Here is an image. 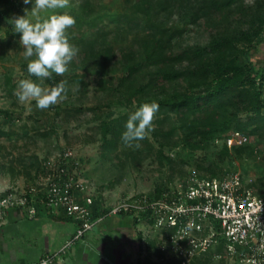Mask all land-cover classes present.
<instances>
[{"label":"trees","instance_id":"trees-1","mask_svg":"<svg viewBox=\"0 0 264 264\" xmlns=\"http://www.w3.org/2000/svg\"><path fill=\"white\" fill-rule=\"evenodd\" d=\"M94 6L90 0H80L69 10L76 18L68 29L69 39L78 53L68 70L90 66L88 71L98 75V90L118 97L129 107L117 116L101 119L104 154L128 145L126 154L142 151L148 155L153 144L150 136L161 148L176 131L190 145L221 138L230 130L250 136L264 132V70L248 58L243 63L236 62L240 54L246 57L256 49L254 39L264 28V18L258 16L252 5L245 0H123L121 11L108 17L111 23L95 20L93 14L98 11ZM11 12L21 14V2L0 0V23ZM243 24H248L247 29L241 28ZM195 29L208 30V41L182 44V35ZM22 63L27 69V62ZM83 77V73L70 74V80L81 84ZM60 80L62 74L53 73L51 78H45V83L52 87ZM4 84L12 94L15 83L10 74L5 75ZM136 97L156 100L160 107L154 113L150 135L147 132L144 139L125 144L121 133L129 113L137 107ZM135 101L136 106L130 107ZM82 110L80 106L67 107L65 114L74 115ZM38 134L46 135L44 131ZM246 145L229 149L221 143L219 154L240 155ZM160 148L155 151L159 153ZM16 160L20 168L1 162L0 169L10 177L23 175L25 179L38 174L41 165L36 156L27 164L23 163V156ZM210 173V177L219 175L216 168ZM159 196L157 190L154 197ZM93 213L96 216L101 212L95 206ZM157 239L148 240V256ZM170 252L158 264H184L176 252ZM218 253L220 263L224 264L228 255L222 244L195 256L190 264H206Z\"/></svg>","mask_w":264,"mask_h":264},{"label":"rangeland","instance_id":"rangeland-1","mask_svg":"<svg viewBox=\"0 0 264 264\" xmlns=\"http://www.w3.org/2000/svg\"><path fill=\"white\" fill-rule=\"evenodd\" d=\"M17 1L22 4V13L11 12L8 18L0 23V144L3 146L0 151V163L17 164L16 166L20 168L21 164L17 163L16 158L23 156V163L27 164L36 156L41 165L37 169L40 175L37 185L42 187L43 176L47 173L50 163L63 150L70 149L79 162L78 172L80 179L86 185V192L94 201L104 205L110 204L108 207L123 203L127 199L132 202L157 198L154 197L157 190L161 196L177 186H184L193 177L206 179L210 177L212 168L218 169L217 177L239 172L247 187L255 190L264 187V132L252 136L240 155L234 152L230 156L220 155V137L190 145L181 140V133L178 131L161 148L150 136L153 144L148 155L142 151H131L126 154L128 145H120L113 153L104 154L101 147L103 138L99 129L101 119L117 116L129 107L119 102L118 97L98 90V75L88 71L90 66L86 69L67 70L62 74L63 80L66 81V90L63 99L56 104L41 109L36 107L34 98L20 101L16 96L19 80L37 78L29 74L22 63L27 62V59L23 54V46L19 44L20 34L13 32L14 26L11 23L14 17L23 15L25 9H30L32 5L25 4L24 0ZM79 1L70 0L65 9L47 10V13L69 12ZM90 1L98 11L93 14L98 22L102 20L101 22L111 23L108 17L121 11L123 4V0ZM245 1L252 5L258 16L264 18V0ZM258 22L259 20L255 18V24L258 25ZM247 27L248 24H243L241 28L247 29ZM262 27L264 25H261ZM210 35L208 30H188L180 40L182 44H204ZM254 42L257 45L256 49H252L246 57L243 53L240 54L236 62L243 63L248 58L256 67L264 70V28L260 30ZM73 71L84 74L83 84L70 80ZM6 74H10L12 82L15 83L12 94L7 92L4 84ZM139 78L142 80V77ZM45 82L44 79L42 86L50 87ZM169 86H166L167 90ZM136 98L138 104L135 101L130 107L144 102L140 97ZM79 106L83 108L79 113L65 114V108ZM43 131L46 133L45 136L38 134ZM156 148H160L161 151L156 152ZM0 172L3 173L1 169ZM0 177L3 176L0 174ZM27 193L37 195L40 192L29 189ZM133 214L139 216L138 213ZM138 219L142 222L139 227L147 232L149 239L158 238L151 254L157 253L161 257L170 256L171 252L164 246L163 240L156 237L157 230H154L144 218ZM224 262V264H244L229 256H226ZM206 264H223V262L220 263L219 258L212 257Z\"/></svg>","mask_w":264,"mask_h":264},{"label":"built area","instance_id":"built-area-1","mask_svg":"<svg viewBox=\"0 0 264 264\" xmlns=\"http://www.w3.org/2000/svg\"><path fill=\"white\" fill-rule=\"evenodd\" d=\"M252 136L231 130L220 141L227 148L251 141ZM78 160L65 149L50 163L40 191V201L63 210L77 223L72 236L55 252L45 253L28 264H52L76 240L81 239L102 215H94V199L80 179ZM27 192L7 193L0 197V219L11 204L26 205ZM29 215L35 213L30 206ZM138 213V218L151 219L159 239L169 251L176 252L184 264L195 256L222 244L226 254L244 264H264V187L257 192L247 187L239 172L206 179L193 177L184 186L148 200L124 201L109 213ZM137 215V214H134ZM191 225V227H187ZM217 258L221 254H216Z\"/></svg>","mask_w":264,"mask_h":264},{"label":"crops","instance_id":"crops-1","mask_svg":"<svg viewBox=\"0 0 264 264\" xmlns=\"http://www.w3.org/2000/svg\"><path fill=\"white\" fill-rule=\"evenodd\" d=\"M0 197L20 195L29 189L41 191L39 174L32 179L10 177L0 172ZM34 175V172H33ZM40 194V193H39ZM39 194H28L26 205L11 204L0 219V264H28L43 254L57 251L74 233L77 223L63 210L40 201ZM102 219L81 239L73 242L52 264H158L160 254L148 256L149 237L141 220L128 212L109 213L108 204L94 202ZM35 208L30 216L28 209ZM125 215H128L126 217ZM145 233V234H144ZM154 250V249H152ZM153 252V251H152ZM167 257V256H165Z\"/></svg>","mask_w":264,"mask_h":264},{"label":"clouds","instance_id":"clouds-1","mask_svg":"<svg viewBox=\"0 0 264 264\" xmlns=\"http://www.w3.org/2000/svg\"><path fill=\"white\" fill-rule=\"evenodd\" d=\"M70 0H24L31 3L23 15L11 20L14 33H19V44L27 59V71L37 79H21L16 96L20 101L35 99L36 107L44 109L63 99L66 81L60 80L52 87H43L44 79L53 73L63 74L78 53V48L70 42L68 29L76 23L75 16L66 11L47 13V10L65 9ZM42 13H47L43 14ZM160 104L156 100L140 103L131 111L121 133L125 144L140 141L152 128L154 113ZM191 227V225H187Z\"/></svg>","mask_w":264,"mask_h":264}]
</instances>
